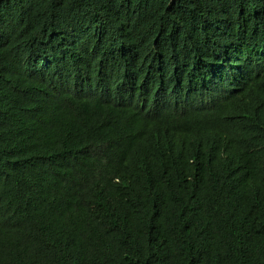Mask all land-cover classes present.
Here are the masks:
<instances>
[{
    "label": "trees",
    "instance_id": "obj_1",
    "mask_svg": "<svg viewBox=\"0 0 264 264\" xmlns=\"http://www.w3.org/2000/svg\"><path fill=\"white\" fill-rule=\"evenodd\" d=\"M0 264H264V0H0Z\"/></svg>",
    "mask_w": 264,
    "mask_h": 264
}]
</instances>
